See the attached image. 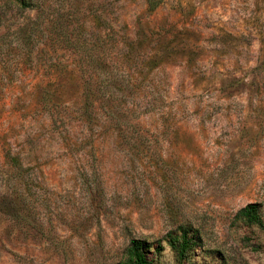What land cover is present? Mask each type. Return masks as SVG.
<instances>
[{
  "label": "rangeland",
  "instance_id": "1",
  "mask_svg": "<svg viewBox=\"0 0 264 264\" xmlns=\"http://www.w3.org/2000/svg\"><path fill=\"white\" fill-rule=\"evenodd\" d=\"M36 2L0 0V36L41 24L31 64H0V264H121L132 238L153 264H264V229L234 219L259 203L264 220V0ZM84 45L132 76L122 99L103 98ZM181 225L198 240L179 262L166 234Z\"/></svg>",
  "mask_w": 264,
  "mask_h": 264
},
{
  "label": "trees",
  "instance_id": "2",
  "mask_svg": "<svg viewBox=\"0 0 264 264\" xmlns=\"http://www.w3.org/2000/svg\"><path fill=\"white\" fill-rule=\"evenodd\" d=\"M146 4V8L149 12H153L158 9L165 0H144ZM15 4L22 10H34L38 8V4L36 0H14ZM38 16L33 19L29 20L26 23L18 25L14 31L10 34V36L2 35L0 36V64H5L6 57L8 54H14L18 57V64L22 67L23 65L31 64L33 58L32 53L34 49V34L40 30L41 24L38 21ZM57 24H53V27H58ZM72 31V30H71ZM63 37H65V42L69 45L81 48L77 39H72L68 37L66 33H63ZM102 43H105L102 41ZM136 43V39L131 41L130 44L133 45ZM85 49L84 53V69L86 71H93L97 72L94 73L101 81V85L104 91L103 98H106V101H115V99H122L124 96V87L126 84L129 83V80L132 79V76L125 71L118 69H111L107 71L106 69L109 68L105 63V58L100 57L99 55H95L91 53V46L87 47L86 45L83 46ZM125 61L128 62L131 57L129 55L123 56ZM82 59V58H81ZM4 65H2L3 67ZM2 67L0 68V74L2 73ZM32 66L31 68H33ZM30 69H25L27 72L31 73ZM84 72V71H83ZM23 71L21 74H24ZM127 75H125V74ZM1 76V75H0ZM90 76V74L88 75ZM5 80V77H0V93L3 92L1 82ZM54 80V79H53ZM50 81L44 83V80H38L36 86H38V91L42 97V101H51L49 98L52 97L54 94L48 92L49 90L47 85ZM86 83V85H85ZM100 85V87H101ZM98 88L97 91H101V88ZM97 92V94H98ZM83 104L82 108V119L83 122L87 125H93V121L96 119L95 110H94V103L92 101H96L94 97V91L91 88V85L88 81L84 82L83 92ZM54 101H59L58 98H55ZM120 101V100H119ZM121 105L112 106L106 112V117L109 119H115L120 116H124L122 114V109H120ZM133 112V111H132ZM52 118V115H50ZM138 118V117H136ZM120 126V125H119ZM126 126L128 127L127 123ZM118 131H121V128H118ZM5 160L7 163L15 170L20 171L23 170V164L18 155H15L11 151L5 152ZM234 219L239 221L243 226L248 228L257 227L264 229V220L261 212V206L259 203H250L241 208L235 215ZM167 243L170 249L172 250L175 258L182 262L184 261L189 252L195 247L197 244V233L196 231H192L190 225H181L178 229L174 232H169L166 234ZM150 251V243L147 242L145 239L139 238H132L129 241V246L126 251V256L121 264H153L152 260L149 259L148 253Z\"/></svg>",
  "mask_w": 264,
  "mask_h": 264
}]
</instances>
